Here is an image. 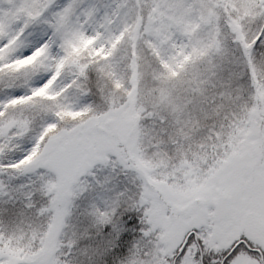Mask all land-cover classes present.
Here are the masks:
<instances>
[{"label":"snow or ice","instance_id":"snow-or-ice-1","mask_svg":"<svg viewBox=\"0 0 264 264\" xmlns=\"http://www.w3.org/2000/svg\"><path fill=\"white\" fill-rule=\"evenodd\" d=\"M0 264H264V0H0Z\"/></svg>","mask_w":264,"mask_h":264}]
</instances>
